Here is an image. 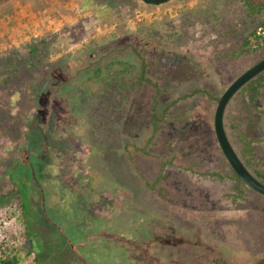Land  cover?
<instances>
[{
	"label": "rangeland",
	"instance_id": "rangeland-1",
	"mask_svg": "<svg viewBox=\"0 0 264 264\" xmlns=\"http://www.w3.org/2000/svg\"><path fill=\"white\" fill-rule=\"evenodd\" d=\"M115 1L0 0V61L51 39L41 65L0 85V259L264 264V197L204 174H230L212 99L242 67L214 60V35L200 37L198 20L194 38L174 35L189 14L236 0ZM6 72L0 63V84ZM154 83L157 116L177 100L156 130ZM192 89L208 96L181 98ZM259 100L246 129L256 160L264 90Z\"/></svg>",
	"mask_w": 264,
	"mask_h": 264
},
{
	"label": "trees",
	"instance_id": "trees-1",
	"mask_svg": "<svg viewBox=\"0 0 264 264\" xmlns=\"http://www.w3.org/2000/svg\"><path fill=\"white\" fill-rule=\"evenodd\" d=\"M114 1L115 0H109ZM170 1V0H169ZM178 1V0H176ZM140 4L144 6H154L152 4L146 5L139 0ZM110 4L109 2H107ZM223 9L213 8L204 14L192 13L184 17L177 25L180 33H175L176 38H194L193 26L196 22L200 23V37H204L209 33H213V40H208V44L205 46L213 45L217 47L216 53L214 54V60L217 63L222 64V68L228 69L229 67H242L241 72L233 75L230 79L234 81L239 75L248 70L255 62H258L259 57H264V0H236L234 2L227 3ZM176 30V29H175ZM182 31L187 32L184 35ZM172 35V36H174ZM50 38L47 36L39 37L38 39L25 45L22 51H11L10 57L4 61H0L6 68V74L2 78V84H7L11 79L20 76L21 72L26 70L29 66L38 67L41 65L46 57L47 47L50 45ZM229 45H221L227 43ZM249 57L252 58L249 61ZM143 61V60H142ZM144 63V62H143ZM145 65H142L140 73V79H146L144 77ZM256 78V79H255ZM261 78L257 75L253 79L249 80L243 85L239 92H248L252 98L255 97L257 89L251 91V84L257 82ZM116 79L115 75L112 74L109 84L113 83ZM148 81V80H147ZM154 95L152 97L151 106V118L153 130L157 129L158 124L162 121V118L166 116L167 110L173 106L177 100H172L167 104L161 113L157 116V96L159 89L156 83L153 84ZM59 90V85L54 89V93ZM203 93L207 95L205 90L192 89L189 93L183 95L181 98L190 97L191 95ZM208 96V95H207ZM219 98V97H218ZM218 98L212 100L216 101ZM253 100V99H252ZM224 129L226 136L228 137L230 144L232 145L236 155L245 165L251 175L261 184L264 185V161L255 162L253 160L254 150L250 144L252 139L247 137L246 127L247 123L244 118V113L240 110H233L226 108L224 112ZM145 152L144 149H142ZM205 175L210 177L222 178L225 175H220L215 172H204ZM32 179V177H30ZM227 178L237 182L240 186H245L231 170L230 175ZM34 179V178H33ZM32 179V180H33ZM24 207L20 206V209ZM25 213V211H21ZM23 259L17 253L7 255L0 259V264H19ZM33 260L36 264H39V260L34 256Z\"/></svg>",
	"mask_w": 264,
	"mask_h": 264
},
{
	"label": "water",
	"instance_id": "water-1",
	"mask_svg": "<svg viewBox=\"0 0 264 264\" xmlns=\"http://www.w3.org/2000/svg\"><path fill=\"white\" fill-rule=\"evenodd\" d=\"M143 4L155 5L166 3L169 0H140ZM264 70V58L250 67L248 70L239 75L234 81H232L220 95L214 115H213V132L216 139V142L227 161L229 167L238 177V179L250 190L264 197V185L258 182L249 171L243 166L240 162L238 156L234 152L232 146L229 143L228 138L226 137L224 128H223V113L226 105L232 96L249 80L256 77Z\"/></svg>",
	"mask_w": 264,
	"mask_h": 264
},
{
	"label": "flooded vegetation",
	"instance_id": "flooded-vegetation-1",
	"mask_svg": "<svg viewBox=\"0 0 264 264\" xmlns=\"http://www.w3.org/2000/svg\"><path fill=\"white\" fill-rule=\"evenodd\" d=\"M264 57H259V60H262ZM177 59H174V61H176ZM257 62H255L254 64H256ZM253 64V65H254ZM252 65V66H253ZM251 66V67H252ZM261 76V78L257 79L258 81L251 84L250 86V90L253 91V90H256L257 89V92H256V95L254 98L251 97L250 94H248V92L250 91H247L246 92H242L240 93L239 90L232 96V98L229 100L228 104L226 105L225 107V110L226 108H228V105L229 103L231 102V100H234L236 97H237V100H238V103H240V105L242 106L241 107V110L245 113L244 114V118H245V121L247 123V127H249V123H250V120H251V114H253L252 112H257L259 109H263L262 108V103L260 102L259 100V95H260V92L262 90H264V70L258 74ZM256 79V78H255ZM220 97V96H219ZM219 99V98H218ZM253 99V100H252ZM218 101V100H217ZM217 104V102H216ZM216 107V106H215ZM249 109V110H248ZM224 110V112H225ZM215 111V110H214ZM224 123H225V120H224V113H223V128H224ZM247 127L245 129H247ZM225 131V129H224ZM214 133V132H213ZM226 134V133H225ZM215 137V136H214ZM227 137V136H226ZM228 138V137H227ZM229 140V139H228ZM230 143V141H229ZM218 145V144H217ZM231 145V144H230ZM232 146V145H231ZM251 148L253 149L252 147V144H250ZM219 147V146H218ZM233 148V147H232ZM220 149V148H219ZM234 150V149H233ZM254 150V149H253ZM221 151V150H220ZM235 152V151H234ZM255 152V151H254ZM222 153V152H221ZM224 157V156H223ZM256 157V154L254 153V156H253V160L255 162H258V161H264V159H259V160H256L255 159ZM240 160V159H239ZM227 162V161H226ZM241 162V160H240ZM242 163V162H241ZM243 164V163H242ZM229 166V165H228ZM243 166L245 167V165L243 164ZM246 168V167H245ZM247 169V168H246ZM232 169L229 167V171H231ZM248 170V169H247ZM215 173H218L220 175H225L223 176L222 178H217V177H214V178H217L219 180H224L225 178H227L228 175H230L229 173L228 174H221L219 172H215ZM250 173V172H249ZM251 174V173H250ZM229 179V178H227ZM229 180H232V179H229ZM234 181V180H233ZM246 187V186H245ZM249 189V188H248ZM252 191V190H251ZM258 194V193H257ZM261 196V195H260ZM263 197V196H262Z\"/></svg>",
	"mask_w": 264,
	"mask_h": 264
},
{
	"label": "built area",
	"instance_id": "built-area-1",
	"mask_svg": "<svg viewBox=\"0 0 264 264\" xmlns=\"http://www.w3.org/2000/svg\"><path fill=\"white\" fill-rule=\"evenodd\" d=\"M138 18H139V16H138ZM139 20V19H138Z\"/></svg>",
	"mask_w": 264,
	"mask_h": 264
}]
</instances>
